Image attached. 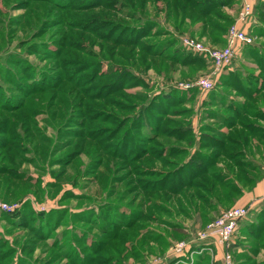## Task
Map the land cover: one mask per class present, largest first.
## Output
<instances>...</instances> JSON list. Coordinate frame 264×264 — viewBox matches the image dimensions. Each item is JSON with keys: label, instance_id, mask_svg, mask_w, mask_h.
I'll return each instance as SVG.
<instances>
[{"label": "rangeland", "instance_id": "rangeland-1", "mask_svg": "<svg viewBox=\"0 0 264 264\" xmlns=\"http://www.w3.org/2000/svg\"><path fill=\"white\" fill-rule=\"evenodd\" d=\"M170 1L0 0V205L8 206H0V264H169L174 244L222 213L205 205L212 178L186 188L188 159L216 155L212 171L225 168L249 184L235 165L242 158L231 156L244 148L232 144L241 121L217 100L236 95L232 84L244 86V79L264 89V76L241 72L216 96L230 68L214 75L208 58L183 39L224 48L237 22L264 49V38L248 27L255 14L239 18L253 4L232 0L219 8L215 17L234 20L223 21L221 33L200 14L215 0H179L178 14ZM145 22L147 34L133 44ZM244 48L251 47H238L234 61ZM195 54L207 63L186 62ZM207 78L211 89L198 84ZM170 89L178 103L156 101ZM246 103L251 114L258 108L256 100ZM208 104L215 107L205 111ZM222 114L234 125L219 123ZM205 115L215 119L204 122ZM175 144L184 147L181 155ZM180 179L186 195L174 192ZM232 251L236 264H256L241 263L244 253ZM205 258L202 264L211 263Z\"/></svg>", "mask_w": 264, "mask_h": 264}, {"label": "trees", "instance_id": "trees-1", "mask_svg": "<svg viewBox=\"0 0 264 264\" xmlns=\"http://www.w3.org/2000/svg\"><path fill=\"white\" fill-rule=\"evenodd\" d=\"M167 1H169V0H167ZM231 1L232 0H221L220 2H218V0H215L211 4H209L210 6L205 7V9H203V8L200 9V14L202 15L203 18L206 19L205 24L207 25V27H210L213 30H219L222 33V31H224V29H226V25H224V23H222V22L223 21H229V22L234 21L233 17L230 15L218 14V17H215L217 15L215 12L219 8L223 7L224 5L228 4ZM185 4L188 5L187 0H185ZM169 6H171L170 11L176 12L177 14H178L179 10L183 11V9H184L179 0H171L169 2ZM254 8H256L259 20L261 22H263V19H264V0H258V3L254 7L252 5V9H254ZM210 16H213L214 18H216L217 23L214 24L209 19ZM181 21L182 20L179 19V25L182 24ZM148 28H149V22H145V23H143L142 26L139 27V29H138L139 32L136 35V40L134 41L133 44H136V42H138V40L140 38H142L143 36H145L147 34L146 31L148 30ZM259 32H261V34L264 35V28L262 30H259ZM225 40L227 41V37H225ZM253 44L248 45L247 48L251 47ZM175 51H177V49H175ZM153 54L156 56L161 55V53H159L158 51L154 52ZM187 57L188 58L185 59L186 62L191 63V64L196 63V64L203 65L204 63L205 64L207 63L206 60L202 56L197 55V54H195V56L189 55ZM173 58H175V57H173ZM167 59H169V57ZM260 61H261V66L263 67L264 66V54H263V57L260 58ZM209 62H211V61L209 60ZM238 73L239 72H236L234 74H230V76L234 75L233 78H237L239 76ZM245 77L251 78L248 76H245ZM233 78L229 77L227 79H222V80L226 84H229V81L232 80ZM252 81H254V80H252ZM244 82L246 83L244 86L241 83L232 84L233 87L235 86L234 88H235L238 96L244 97V102H242L240 104V102L237 101L236 98H234V97L230 98L229 96L224 95V97H221L220 103L223 105L222 108H225L229 113L234 114V116L237 119H240V121H241V123L239 124L240 129H236V128L234 129V133L237 135V137H233V138H234V140L235 139L237 140V142H238L237 146H240L241 144H243L244 148L242 150H240V153L235 154V156L238 155V157L241 156V158H242V159L236 161L235 165L238 167H241V168H239V174L241 176H243L244 178H246L248 182H251L255 178V175L252 174L251 172H249L247 169V167L249 165H252V163L246 156V153L248 151L246 149V147L249 145L250 140L253 141V139L250 138V135L256 136L258 134V137L256 138V140H258L259 142L258 143L254 142V144L257 145V147L263 141V139H264L263 138L264 128L262 126L261 127L259 126L258 121L264 120V112L261 110L260 106L258 108H255L254 113H252V114L250 113V111H248V106H247L246 101L252 100L257 95L256 93L259 92V87H258V85H251L250 83H248L249 82L248 79H244ZM261 82H264V81L261 80ZM173 90L174 89H170L165 95H163L161 97H157V98L155 97L156 101L158 102L159 99L163 98L164 101L167 103L168 107L170 105H172L173 103L174 104L178 103L176 100L172 101V98H175L174 96H176L178 93V91H176V90L173 91ZM193 91L194 90H191L190 92H193ZM237 94H236V96H237ZM181 98H182L181 100H183L184 97H181ZM154 100L155 99L152 98V102ZM212 116H214V115H212ZM249 119H252V121L248 122ZM219 121L221 123H223L224 125H229L230 127L234 125V122L227 119L226 114L225 115L222 114L221 116H219ZM181 128H183V127H181ZM183 130L187 131L189 129L187 128V129H183ZM183 130H182V134L179 135L180 139H184V137L186 136V132H185V136H184ZM191 130L194 132L192 127H191ZM221 136L223 138H225L226 133H222ZM216 140H217V143H223L224 142V140L223 141L220 139H216ZM199 144L201 146L202 142L200 141ZM175 146H177V148L179 147L178 149H181V150H177L178 155H181L184 147H182V145H177V144H175ZM202 154H204V155H202ZM202 154L199 155V154L195 153L186 162L187 166L189 165V167L191 169V170L186 172V176L188 177V182H187L186 188H195L196 187L194 180H192V179H200L201 176H202V178H204L206 180H210L212 178L214 182H210V186H208V187L206 186V180H205V186L207 187V192H208L209 196L207 194V197L205 198L204 201H205V205L208 207L211 205V200L215 197V195H213L214 194L213 192L215 191L216 188L218 189V194L216 196L217 200H220V198L222 197V193H223V197L225 196V198H231L235 195L237 196V195L241 194L242 189L240 188L239 183H237V181L235 180L236 177L233 176V174L230 175V173L224 172V171H221V172L220 171H212V166L215 164V156L216 155H212V154L209 155V153H202ZM195 155H199L201 157V159L198 161L197 164L194 163V156ZM231 156L234 157V155H231ZM202 157H206L205 162L203 161ZM178 182H179V185L177 188H175L174 192L178 193L179 195H182V193L186 195L187 191H189L190 189L185 190V184H183L182 179H180V181H178ZM175 186L176 185H173V187H175ZM203 186L204 185H202V184L198 185L199 188H202ZM173 187L172 188L170 187L168 189L171 190V189H173ZM161 190H167L166 186L165 185L162 186ZM226 190L228 191V193H225ZM210 194H212V196ZM200 196H201L200 199L203 200L202 199L203 195L200 194ZM159 201H161V200L156 199L155 204L158 203ZM190 204H191V201H190ZM212 208H214V207H212ZM204 214H203V217H204ZM255 226H262V228H263L264 222L260 223V221H258V223L255 224ZM175 230L179 231V230H181V228L176 227ZM187 239H189V238H187ZM232 247L234 250V248H235L234 245ZM255 249L256 248L253 249L254 252H255ZM205 257H206V255L198 256L194 264H201L202 261L206 259ZM174 261H175V259L172 257V259L170 260V263H173ZM219 264H222L221 260H219ZM262 264H264V263H262Z\"/></svg>", "mask_w": 264, "mask_h": 264}, {"label": "crops", "instance_id": "crops-1", "mask_svg": "<svg viewBox=\"0 0 264 264\" xmlns=\"http://www.w3.org/2000/svg\"><path fill=\"white\" fill-rule=\"evenodd\" d=\"M243 1H248V2L252 3L253 7L258 3V0H243ZM254 10L256 12V8L253 9V13H252V14H255V16H251L252 20L248 24V27L252 28L253 32H255V34L257 35V38L259 37V40L262 41L264 38V35L261 34V32H259V30H262L264 28V23L259 20L258 15H257V13L254 12ZM259 44H260V42L259 43L256 42L251 46L250 49L245 50L246 48H244L241 51H239L237 58L235 59L233 64L229 67L230 69L227 70L223 74L222 79H227L229 77L233 78L234 75L230 76V74H234L236 72H239L238 74L240 75L241 72L246 73V70H253L255 72H261V75L264 76V66L263 67L261 66V61H260V58L263 57L264 49H262L261 45L258 46ZM237 51H238V49H237ZM256 52H259V53L256 54ZM256 75L258 76L260 74L256 73ZM248 77H252V76L248 75ZM261 80L263 81L264 79H261ZM231 81L236 82V78H233ZM220 82H221V84L218 85L220 91L216 90V92H217L216 96L218 94H222L223 92H225L223 87H222V85H225V84H222V82L223 83H225V82L223 80ZM233 93L236 94L237 93L236 90ZM256 94L257 95L252 100H256L258 107L260 106L261 110L264 112V89L260 90ZM231 95H228V96H230V98L236 96V95H233V96H231ZM236 97H237L236 100L239 101L240 104L242 102H244V97L238 96V94ZM208 102L211 104L212 102H216V101L215 100H213V101L209 100ZM217 103L221 107L223 106L218 100H217ZM207 107L208 108L204 107L205 111H207V110L209 111L215 106L209 105ZM208 116H210V117H208ZM226 116H228V115H226ZM205 118L206 119L203 120L204 122L213 121V119H215L212 115H205ZM194 120H193V125L195 122ZM260 121L264 122V120H260ZM219 123H221V122L219 121ZM259 126L260 127L262 126L264 128L263 124H259ZM254 136L255 135H253V136L250 135V138H253ZM263 138H264V136H263ZM254 142L258 143L259 141L256 140L255 138L253 139V141L250 140V143L248 145L249 151H247L246 156L251 161L252 165H249L247 167V169L249 172H251V173L254 172L255 174H260L261 176L258 178L256 176L253 179V181L248 182L249 184L247 186H242L239 179L235 178L237 183H239L240 188L242 189V193L237 195V196L235 195L231 198H225V202H223V199L217 200V198L214 197L211 200V205L209 207H211V208L214 207V208H212V209H214V211H213L214 213H221L225 209H227L231 206H248L251 208V212H250L249 216L241 222L238 230L235 233V236H234V244H235L234 247L235 248H234V250L240 254L244 253V256L240 257L241 263H244V262L248 261V259L251 258L253 261L256 262V264H260V263L262 264V263H264V242L260 243L259 245H254V244L256 243V241L258 243L259 239L264 238V227L262 228V226H255V224H257L258 221H260V223L264 222V152L259 151L257 145H255ZM232 143H233V145L238 144L237 140L236 139L234 140L233 137H232ZM262 143L264 144V139L261 142V144ZM252 149H253V152H251ZM262 152H263V154H262ZM235 153L237 154V153H239V151H237ZM261 154L263 155L262 158H261V156H262ZM239 157H241V156H239ZM233 158L238 159V155H236V156L234 155ZM237 168L239 169L241 167L237 166ZM223 171L227 172L225 168ZM211 241L214 242V239H212ZM244 244L246 245L247 250L244 249V247H243ZM215 248H216V251H217V249H219V254H220L222 251V248L220 246H215ZM254 248H256L255 252L253 251Z\"/></svg>", "mask_w": 264, "mask_h": 264}, {"label": "built area", "instance_id": "built-area-1", "mask_svg": "<svg viewBox=\"0 0 264 264\" xmlns=\"http://www.w3.org/2000/svg\"><path fill=\"white\" fill-rule=\"evenodd\" d=\"M252 13V6L246 4L239 18L242 20L246 19ZM236 23L228 29L226 36L227 45L224 48H207L198 40L192 38L183 39L186 46L196 52L203 53L211 61L214 75H221L224 69L232 65L238 47L248 46L255 42L256 37L251 35L249 31L241 29ZM198 84L205 89L213 87L210 78L201 80ZM0 206L8 209L6 203ZM250 212L251 208L248 206H233L223 211L203 229L198 230L194 238L181 240L174 244L170 249V253L175 261L169 264H194L198 256L207 254L211 256L210 264H219V260L222 261V264H236L232 251V246L235 245L234 236L241 222L249 216ZM212 239H214V242L211 241ZM215 246L222 247L223 253L221 252L220 256L215 254Z\"/></svg>", "mask_w": 264, "mask_h": 264}]
</instances>
